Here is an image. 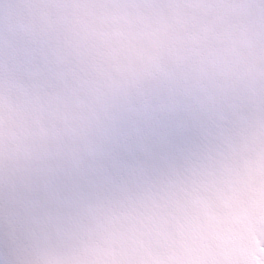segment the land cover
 Segmentation results:
<instances>
[{
  "label": "bare ground",
  "instance_id": "obj_1",
  "mask_svg": "<svg viewBox=\"0 0 264 264\" xmlns=\"http://www.w3.org/2000/svg\"><path fill=\"white\" fill-rule=\"evenodd\" d=\"M264 232V231H263ZM260 242V243H259ZM258 243V245H256V248H255V251H256V254L257 255H260V256H262V255H264V253H258L259 252V250H258V248L261 246V247H264V233H259V235H258V237H257V240L255 241V244H257ZM258 251V252H257Z\"/></svg>",
  "mask_w": 264,
  "mask_h": 264
}]
</instances>
